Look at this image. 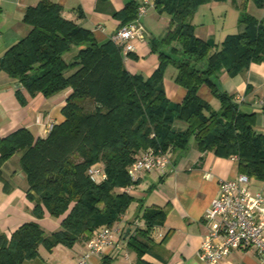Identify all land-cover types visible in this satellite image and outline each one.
<instances>
[{"label": "trees", "instance_id": "16d2710c", "mask_svg": "<svg viewBox=\"0 0 264 264\" xmlns=\"http://www.w3.org/2000/svg\"><path fill=\"white\" fill-rule=\"evenodd\" d=\"M207 1L155 0L157 11L171 18V30L162 40L170 50L161 51L150 41L160 64L149 77L131 73L114 41L99 42L93 31L65 19L57 2L41 0L27 7L23 21L30 31L0 58V70L27 92L16 90L23 104L37 94L48 97L69 87L72 92L62 110L65 120L54 124L46 137L19 128L0 138V177L3 164L19 153L34 217L41 219L47 211L63 218L61 228L51 233L35 220L24 222L9 237L0 233V264H24L38 257L40 245L48 250L59 244L72 247L81 238L88 241L94 229L114 224L134 199L117 189L131 183L128 167L148 148L169 154L194 140L201 152L236 156L241 173L264 180V135L254 129L257 112L245 111L218 78L221 68L235 76L250 63L264 61V17L242 8L244 31L228 35L211 52L213 44L197 37L191 21ZM253 1L264 9V0ZM138 7L132 1L114 16L128 23ZM170 63L177 69L174 80L187 90L181 103L166 94L163 80ZM203 85L220 101L219 108L201 98ZM179 122L187 127L178 128ZM96 162L108 175L102 183L88 176ZM166 215L165 208L147 209L148 230L162 224Z\"/></svg>", "mask_w": 264, "mask_h": 264}, {"label": "crops", "instance_id": "0c3cea01", "mask_svg": "<svg viewBox=\"0 0 264 264\" xmlns=\"http://www.w3.org/2000/svg\"><path fill=\"white\" fill-rule=\"evenodd\" d=\"M41 0H0V58L9 47L29 33L30 28L23 18L27 7L36 5ZM62 6L61 14L65 19L93 31L99 42L112 40L113 34L122 26L133 22L137 16L123 23L114 16L115 12L123 10L127 3L135 1L141 4L144 0H52ZM154 4L144 17L145 38L135 40L136 51L126 54L120 48L127 69L133 74L149 77L160 64L158 53L152 51L151 42L156 48L169 52L170 47L163 41L171 30V18L160 14ZM240 2V3H239ZM217 2L203 8L191 16L195 25L197 37L213 44L211 52L219 46L230 34L244 31L240 25L239 16L242 8H246L258 18L264 17V9L258 8L253 0H235L237 7V31L226 29V22L217 23L213 12ZM206 9L212 14V19L203 18ZM227 13H225L226 15ZM213 22V23H212ZM151 41V42H150ZM247 71L230 76L224 68L218 75L224 90L235 95L242 101V108L247 112L256 111V132L264 135V61L250 63ZM177 73L172 63L168 64L164 76L166 94L174 103H181L187 92L174 79ZM23 87L12 79L5 71L0 70V138H4L19 128H28L36 138L46 137L49 125L65 120L63 108L72 89L66 88L52 96L37 94L28 98L27 104L21 103L16 94L17 88ZM207 85L200 88L199 95L215 108L220 107V101L210 92ZM89 108L94 106L88 101ZM178 128L187 126L182 122ZM192 140L189 146L182 150L169 152V163L164 174L154 170L146 172L136 186L128 192L134 199L127 210L122 213L114 224L109 226L121 229L117 245L107 249L102 254L94 255L87 264H103L109 259V264H204L200 258V248L204 237L218 226V220L207 222L204 219L206 209L219 193L220 182L238 177L241 173L238 160L231 156L215 155L212 151L201 152ZM1 155V153H0ZM21 155L15 154L2 166L0 177V233L8 237L13 230L27 221H38L46 232L51 233L61 228L62 218H53L46 211L45 216L37 219L32 214L33 202L27 198L29 187L25 173L18 171ZM249 188L252 192H264V180L250 178ZM125 191L126 188H118ZM150 208H165L167 215L162 224L148 230L144 212ZM156 233V238L153 234ZM158 236V237H157ZM135 242L137 246L130 244ZM141 249V250H140ZM87 251V240L81 238L68 247L59 244L52 250L39 246L38 257L27 260L24 264H77ZM140 252V253H139ZM142 252V254H141ZM256 250L239 248L223 257L222 264H264Z\"/></svg>", "mask_w": 264, "mask_h": 264}, {"label": "built area", "instance_id": "2783aa9c", "mask_svg": "<svg viewBox=\"0 0 264 264\" xmlns=\"http://www.w3.org/2000/svg\"><path fill=\"white\" fill-rule=\"evenodd\" d=\"M152 0L141 2L137 11V19L122 26L113 36L114 41L126 54L136 51L135 40L145 38V26L142 21L148 13ZM264 106V100H262ZM49 125V130L52 129ZM238 160L236 156H231ZM169 154L160 149L148 148L128 167L131 183L126 186L130 192L146 172L158 171L164 174ZM88 176L102 183L108 175L101 162L92 164ZM250 177L240 173L238 177L220 182L219 193L206 209L204 219L207 222L218 220V226L212 229L203 239L200 258L204 264H222L223 257L239 248H252L264 261V192H252L249 188ZM121 229L111 226H101L94 229L87 241V251L77 264H87L94 255L102 254L107 249L117 245ZM155 236V237H154ZM156 238V233L153 234ZM158 237V236H157Z\"/></svg>", "mask_w": 264, "mask_h": 264}, {"label": "rangeland", "instance_id": "374dc122", "mask_svg": "<svg viewBox=\"0 0 264 264\" xmlns=\"http://www.w3.org/2000/svg\"><path fill=\"white\" fill-rule=\"evenodd\" d=\"M213 2H217L215 4L216 7H214V10H213L215 17L217 19V23L219 24V20H221V22L224 21V22H226V24L224 25V26H226V29H228V30L230 29L233 32L237 31V25L236 24H237V18H238V16H237L238 9H237V7H235L233 5L234 0H210V1H207L203 4H201L203 6L202 10H203V8H205L204 6L209 8L211 6L210 4H212ZM197 10L195 12H197ZM207 11H209V10L206 9V12H205V15L203 16V18L206 17L207 19H210V18L212 19V14H211L212 11H210V13ZM225 13H227V14L225 15ZM143 22H144V20H143ZM83 103L84 104L87 103V100L83 101ZM87 105L89 107V104H87ZM18 171H20L21 173H25L21 163L19 164Z\"/></svg>", "mask_w": 264, "mask_h": 264}]
</instances>
